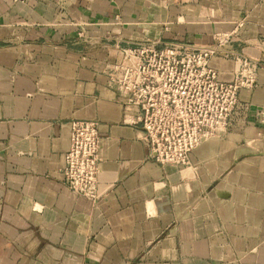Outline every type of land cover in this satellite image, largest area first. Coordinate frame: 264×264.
I'll return each instance as SVG.
<instances>
[{
  "label": "crops",
  "instance_id": "crops-1",
  "mask_svg": "<svg viewBox=\"0 0 264 264\" xmlns=\"http://www.w3.org/2000/svg\"><path fill=\"white\" fill-rule=\"evenodd\" d=\"M222 37L257 87L190 164L156 162L110 85L119 47ZM75 119L99 122L97 202L65 184ZM0 264H264V0H0Z\"/></svg>",
  "mask_w": 264,
  "mask_h": 264
},
{
  "label": "built area",
  "instance_id": "built-area-1",
  "mask_svg": "<svg viewBox=\"0 0 264 264\" xmlns=\"http://www.w3.org/2000/svg\"><path fill=\"white\" fill-rule=\"evenodd\" d=\"M228 38L205 48L184 42L146 40L118 46L121 58L110 68V85L128 109L125 121L141 131L150 158L185 166L211 138L225 137L241 105V93L258 85L261 65L224 49ZM235 62L232 79L212 61ZM99 122H71L70 147L64 155L66 186L77 196L99 198Z\"/></svg>",
  "mask_w": 264,
  "mask_h": 264
}]
</instances>
